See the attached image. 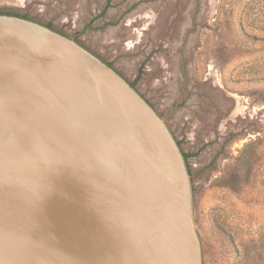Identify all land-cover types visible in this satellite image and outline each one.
<instances>
[{
	"label": "water",
	"instance_id": "water-1",
	"mask_svg": "<svg viewBox=\"0 0 264 264\" xmlns=\"http://www.w3.org/2000/svg\"><path fill=\"white\" fill-rule=\"evenodd\" d=\"M183 161L111 68L0 14V264H201Z\"/></svg>",
	"mask_w": 264,
	"mask_h": 264
},
{
	"label": "rangeland",
	"instance_id": "rangeland-1",
	"mask_svg": "<svg viewBox=\"0 0 264 264\" xmlns=\"http://www.w3.org/2000/svg\"><path fill=\"white\" fill-rule=\"evenodd\" d=\"M95 1L90 9L103 3ZM132 1L113 0L112 7ZM134 1L133 10L141 6L150 19L153 38L171 22V94L177 69L201 92L200 99L191 92L186 103H171V113L160 118L187 155L201 264H264V0ZM67 4L0 0V14L43 23L50 15L62 20ZM127 62H116L122 79L136 64Z\"/></svg>",
	"mask_w": 264,
	"mask_h": 264
},
{
	"label": "flooded vegetation",
	"instance_id": "flooded-vegetation-1",
	"mask_svg": "<svg viewBox=\"0 0 264 264\" xmlns=\"http://www.w3.org/2000/svg\"><path fill=\"white\" fill-rule=\"evenodd\" d=\"M69 1L71 5H64L59 11L65 14L62 20L50 15L44 16L43 23L36 22L73 40L119 75L121 69L116 65L119 59H122V63L128 61L130 64L136 60L134 70L123 75V79L159 118L165 119L171 113V103H186L188 97H193L191 92L197 93L194 97L200 99L198 93L201 92L188 84L187 73H181L179 69L173 74L174 77L178 75L175 81L178 86L173 87L174 93L171 94V22L161 37L155 39L150 26L146 27L150 19L141 14L143 8L140 6V10H133L134 0L127 8L112 7L113 0H103L100 6H93V9L89 5L95 0H82V4L77 6L74 0ZM67 8L72 10L70 15ZM178 60L184 70L183 60ZM163 111L164 114H161Z\"/></svg>",
	"mask_w": 264,
	"mask_h": 264
},
{
	"label": "trees",
	"instance_id": "trees-1",
	"mask_svg": "<svg viewBox=\"0 0 264 264\" xmlns=\"http://www.w3.org/2000/svg\"><path fill=\"white\" fill-rule=\"evenodd\" d=\"M182 156H183V159H184V160L187 158V155H184V154H183Z\"/></svg>",
	"mask_w": 264,
	"mask_h": 264
},
{
	"label": "bare ground",
	"instance_id": "bare-ground-1",
	"mask_svg": "<svg viewBox=\"0 0 264 264\" xmlns=\"http://www.w3.org/2000/svg\"><path fill=\"white\" fill-rule=\"evenodd\" d=\"M216 88V87H215ZM215 91V90H214ZM229 95H232V94H229Z\"/></svg>",
	"mask_w": 264,
	"mask_h": 264
}]
</instances>
